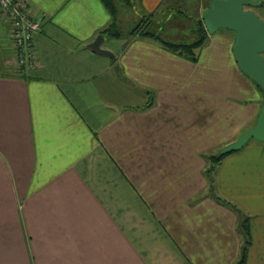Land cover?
I'll return each mask as SVG.
<instances>
[{
  "label": "crops",
  "instance_id": "1",
  "mask_svg": "<svg viewBox=\"0 0 264 264\" xmlns=\"http://www.w3.org/2000/svg\"><path fill=\"white\" fill-rule=\"evenodd\" d=\"M25 2L40 21L33 67L15 63L0 13V264H237L243 222V264H264V141L214 167V194L239 213L205 176L264 99L237 64L234 32L207 33L189 60L126 26L101 44L112 60L86 48L110 22L99 0ZM210 2L127 7L179 41L182 19H202ZM252 10L264 21V5Z\"/></svg>",
  "mask_w": 264,
  "mask_h": 264
},
{
  "label": "water",
  "instance_id": "2",
  "mask_svg": "<svg viewBox=\"0 0 264 264\" xmlns=\"http://www.w3.org/2000/svg\"><path fill=\"white\" fill-rule=\"evenodd\" d=\"M259 3L257 0H211L209 7L202 13V21L209 34L220 28L234 32L232 50L237 64L243 73L260 87L264 95V21L252 10V7L258 6ZM103 41L104 36L98 34L86 48L113 60L114 54L101 48ZM115 69L118 67L115 66ZM250 139L264 141V99L255 124L221 149L219 155L242 148Z\"/></svg>",
  "mask_w": 264,
  "mask_h": 264
},
{
  "label": "trees",
  "instance_id": "3",
  "mask_svg": "<svg viewBox=\"0 0 264 264\" xmlns=\"http://www.w3.org/2000/svg\"><path fill=\"white\" fill-rule=\"evenodd\" d=\"M103 7L107 10L109 16H110V22L107 26L100 29L98 31V34H102L104 37L107 38H120L125 35V32L119 28L118 26V5L120 2L129 5L130 0H99ZM260 5H264V0L260 1ZM145 22V18L141 19L134 27H132L126 35L128 36H134V35H141V36H149L158 41L161 46H163L166 49H169L171 51L177 52L178 54H181L188 58L189 60H195L196 59V50L199 49L206 41L207 39V32L204 28L202 19H197L194 21V34L196 35L193 40L190 42H184V41H172L168 40L158 33L152 32L147 30L146 26L143 27V23ZM255 83V82H254ZM256 84V83H255ZM257 87H259L256 84ZM260 88V87H259ZM229 154V153H228ZM227 154L224 155H211L207 158L208 166L205 169V176L208 179V194L212 196L216 201L226 205L227 207L231 208L235 213H239V210L235 205L232 203L219 198L214 194L213 191V179H212V173L214 171L215 165ZM241 233L243 234L245 238V243L243 247L241 248V255L239 258V261L237 264H243L245 251L248 245V231H247V225L246 222H243L240 225Z\"/></svg>",
  "mask_w": 264,
  "mask_h": 264
},
{
  "label": "built area",
  "instance_id": "4",
  "mask_svg": "<svg viewBox=\"0 0 264 264\" xmlns=\"http://www.w3.org/2000/svg\"><path fill=\"white\" fill-rule=\"evenodd\" d=\"M0 13L9 23L15 63L20 67H33L36 53L32 37L40 30L39 19L31 16L25 0H0Z\"/></svg>",
  "mask_w": 264,
  "mask_h": 264
},
{
  "label": "rangeland",
  "instance_id": "5",
  "mask_svg": "<svg viewBox=\"0 0 264 264\" xmlns=\"http://www.w3.org/2000/svg\"><path fill=\"white\" fill-rule=\"evenodd\" d=\"M199 4L201 5V1H199V3L197 2L196 5L199 6ZM191 5V4H190ZM132 6V4L130 5ZM189 7V5H187ZM131 8V9H130ZM245 9L248 8V7H244ZM189 13H194L192 11H190ZM197 15V12H195V16ZM195 16H192V17H195ZM175 19H178L179 21H181V19L179 17L175 18ZM118 26L119 28H121L123 31L125 29V27H129V26H132L134 27V25L140 21V19H138V17L135 15L134 11L132 10V7H127L126 4L120 2L119 5H118ZM125 20L128 21L125 22ZM186 20V19H185ZM185 20L183 21L182 19V24H181V27H179L180 29L183 30V32H181L180 34H178L177 36L175 37H178L180 36L182 33L184 34V37H181L180 39H178L179 41H184V42H190L191 40H193V38L196 37L195 34H192L189 29L192 28V30H194V22H188L186 23ZM129 24V25H128ZM172 25H173V21H170L168 22L167 24H165V27H164V31H168L172 28ZM178 25V24H177ZM153 25H151L150 27L146 26L147 30H151L153 31ZM184 27V28H183ZM126 31V30H125ZM124 31V32H125ZM177 41V40H175Z\"/></svg>",
  "mask_w": 264,
  "mask_h": 264
}]
</instances>
